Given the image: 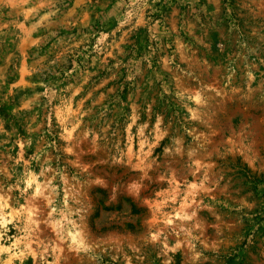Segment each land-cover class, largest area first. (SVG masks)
<instances>
[{"label":"rangeland","instance_id":"rangeland-1","mask_svg":"<svg viewBox=\"0 0 264 264\" xmlns=\"http://www.w3.org/2000/svg\"><path fill=\"white\" fill-rule=\"evenodd\" d=\"M0 264H264V0H0Z\"/></svg>","mask_w":264,"mask_h":264},{"label":"trees","instance_id":"trees-1","mask_svg":"<svg viewBox=\"0 0 264 264\" xmlns=\"http://www.w3.org/2000/svg\"><path fill=\"white\" fill-rule=\"evenodd\" d=\"M162 142H163V140L162 141H160V143H159V147L162 145ZM159 147H157V149H159ZM130 209H131V212H133V213H137L138 212V209H136L134 206H130Z\"/></svg>","mask_w":264,"mask_h":264}]
</instances>
